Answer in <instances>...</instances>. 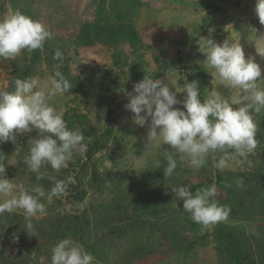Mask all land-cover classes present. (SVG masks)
Returning <instances> with one entry per match:
<instances>
[{"label": "rangeland", "instance_id": "obj_1", "mask_svg": "<svg viewBox=\"0 0 264 264\" xmlns=\"http://www.w3.org/2000/svg\"><path fill=\"white\" fill-rule=\"evenodd\" d=\"M92 2L93 0H0V18L19 10L26 16L40 21L52 34L47 42L56 49L61 45L57 42L60 41L58 37H61V34L67 33L69 28L80 22L93 20ZM104 7L101 12L104 21L117 22L118 18L110 7V0L104 1ZM254 9L255 0H139L133 14L130 17L126 16L127 22L134 26L140 39L135 50L124 46L110 48L98 45L87 49L68 47L69 49L64 51L59 47L64 53L62 61L54 60V53L50 51L42 52L41 60L30 78H39L42 83L47 84L48 77L53 75L55 70L61 71L65 66L69 78H79L84 82L89 89L87 98L65 93L55 97L51 103L58 112L63 111V118L72 113L84 116L93 130V134L88 136L87 125L83 127V131L79 128L88 145L87 151L93 143H96L98 148L90 159L86 154L83 158L77 156L74 163H69L68 167L61 169L59 173L42 168L41 172L48 184L41 185L33 180L36 174L30 172L24 164V158L28 155L30 147L28 140L30 137L34 138L37 133L34 131L31 134L16 135L15 142L11 141V151H8L6 156L3 155L5 153L3 143L0 144V162L6 167L7 178L16 185H23L27 189L42 187L48 192L54 186L50 177L65 180L68 176H72L75 180L74 184L69 185L67 195L53 198L51 201L42 198L41 202L45 203L47 214L33 220L43 222L88 211L90 231H103L100 222L102 212L114 199L117 187H121V183L122 185L127 183L130 178L138 176L149 167H154L156 160L161 163L166 161L164 152L171 151L170 146L158 143L146 149L148 125L141 127L135 124L131 119L132 114L124 109V105L128 102L127 93L132 91L134 83L142 79V73L150 74L154 79H161L170 87H183L185 78L187 79L186 75L202 70L203 78L194 79L199 82L201 97L208 98L209 93L215 89L224 98L229 99L238 89L226 86L218 78H213L214 70L204 67L203 62L206 57L198 50V41L201 38H210L217 44H222L226 40L239 43L245 59L253 57L254 62L260 66L264 78V57L256 52L253 44L255 34L252 30L255 29L258 38L264 36V25L260 24ZM148 26L155 27L157 33L145 31ZM191 41L195 42L180 54L182 64L178 67L176 48L179 45L186 46ZM30 55L31 53L24 50L13 59L0 58V90L9 86L8 81L12 73L23 67L24 57ZM148 69H151V73ZM156 74L159 75L155 76ZM259 87L264 89V81L260 82ZM184 95L179 93L178 98L183 99ZM106 104L115 110L109 123ZM259 114L264 118V109ZM68 127L73 129L78 128V125L72 127L68 125ZM260 142L262 141H258L259 145L241 165L219 171L218 175L211 156L198 172L183 167L191 173L192 180H203L206 177L213 180L217 177L229 180L227 188L220 189L216 185L217 195L214 198L220 205H226L231 209L227 220L207 228L198 224L195 235L211 233L221 225H226L264 244V207H261L262 204L257 201L253 203L244 201L246 207L240 208L237 200L243 196L245 200L246 192L254 191L253 185L248 181L244 182V184L248 183L245 187H249V190H245V187L240 189L235 184L241 174L252 178L254 175L252 173H256V168L264 158L262 154L264 143ZM219 155L217 153L216 157L218 158ZM177 159L179 161L178 157ZM75 191L84 194L81 201L74 199ZM258 191H264V188ZM229 192L230 195L225 199L224 195ZM6 198L0 196V202ZM177 200L180 201L175 199L168 208L171 211L163 213L159 220L165 221L169 230L172 228L176 230L185 244L192 243V233L187 225L190 214L179 213ZM94 208L98 210L96 217L91 214ZM129 213L134 217V212ZM140 214L141 217L147 216L142 212ZM9 215L23 217L21 210ZM150 219L153 218L150 216ZM8 225L9 223L0 224V256L6 261H18L22 254L11 248V237L16 234L23 236L30 234L26 233L24 226L19 223H15L11 229ZM145 230L148 232L147 228ZM6 234L8 237L4 238ZM141 235L145 237L144 232H141ZM146 242L150 240L146 239ZM52 248L53 246L50 245L35 251L29 264H51ZM122 251L123 248L119 246L113 249L108 261L112 262L115 255L120 256ZM0 264L8 263L1 260ZM94 264L103 263L94 260ZM133 264H226V259H221L213 240H210L204 247L195 245L188 254L173 253L162 259L155 258L153 261L150 258L143 260L140 258Z\"/></svg>", "mask_w": 264, "mask_h": 264}, {"label": "clouds", "instance_id": "obj_2", "mask_svg": "<svg viewBox=\"0 0 264 264\" xmlns=\"http://www.w3.org/2000/svg\"><path fill=\"white\" fill-rule=\"evenodd\" d=\"M255 13L264 25V0H255ZM255 49L264 57V36L257 37ZM52 34L38 20L26 16L19 10L0 18V58L13 59L22 51L31 53L44 51L45 42ZM198 50L206 59L203 65L212 71L226 86L238 89L229 99L213 89L208 98L201 101L199 82H188L183 87L169 86L161 79L144 75L132 85L127 93L128 102L124 109L132 114V121L143 127L148 125L146 149L156 144L170 146L165 150L166 166L164 179L175 174L179 164L198 172L211 156L214 167L224 171L239 166L257 147L256 124L252 113L264 109V89L259 87L262 78L260 66L253 57L245 59L239 43L228 40L222 44L210 38L198 41ZM53 59L62 61L64 53L56 48ZM151 73V69H148ZM13 91L0 90V144L15 142L16 135H37L28 140L30 145L24 164L36 174L39 181L44 178L42 168L50 166L55 173L74 163L77 156L83 158L88 145L79 128L69 129L63 118V111H57L52 101L72 89L71 82L59 70L48 77L47 84L39 78L14 79ZM172 89H175L174 91ZM184 93L183 99L178 98ZM220 155L218 158L216 154ZM154 166L159 169L161 162ZM53 187L48 192L42 187L27 189L16 185L6 176V167L0 162V196L7 197L0 202V214L21 210L25 220L24 231L35 234L33 218L47 214L42 198L51 201L67 195L69 185L74 184L72 176L65 180L50 177ZM237 188H244L242 177L235 181ZM174 197L183 201V209L190 214L194 223L207 228L227 220L231 209L220 205L214 198L217 186L212 184L197 190L194 194L188 186L174 187ZM15 240L16 237L14 236ZM94 256L68 237L57 242L51 249V264H94Z\"/></svg>", "mask_w": 264, "mask_h": 264}, {"label": "trees", "instance_id": "obj_3", "mask_svg": "<svg viewBox=\"0 0 264 264\" xmlns=\"http://www.w3.org/2000/svg\"><path fill=\"white\" fill-rule=\"evenodd\" d=\"M104 1L93 0L91 10L94 11V18L92 21H85L76 24L73 28H69L67 33L61 34V37L57 41L61 50L74 49H87L93 46H106L110 48H116L120 46L127 47L130 50H135L140 43V39L135 31L134 26L127 22L126 16L130 17L135 8L138 6L139 0H110V7L114 10L117 22L106 23L101 15L104 7ZM127 17V18H128ZM147 32L157 33L155 27L148 26L144 29ZM195 41H191L186 46L179 45L176 48V60L177 65L180 67L182 60L179 57L184 49L193 44ZM54 47V48H53ZM51 46L50 42H45L44 51L55 52V46ZM42 52L35 50L31 52L29 57H24L23 67L17 69L12 73L11 78L8 81V87L4 90L13 91L14 79H29L33 74L36 65L41 60ZM63 75L71 82L72 89L69 94H75L76 96H85L87 98V91L89 90L84 82L79 78H69L67 74V68L64 66L61 69ZM146 73L141 74L143 79ZM156 74L155 76H158ZM188 82H192L194 79H202V70H198L194 74H188ZM154 79V77H152ZM201 101L204 99L200 95ZM107 108L108 123L111 117L114 116V109H111L109 105H105ZM254 123L256 124V136L257 141L264 143V118L259 113H252ZM64 120L67 125L72 127L78 125L83 131V127L87 125L86 135L93 134L92 127L87 123L86 118L82 115L72 113V115L64 116ZM259 145V144H257ZM264 146V144H263ZM97 144L93 143L86 152V157L90 159L97 152ZM4 156L8 151H11V141L3 143ZM262 154L264 156V148H262ZM264 161V158H262ZM261 162L260 166L256 168V173H252V178L245 177L241 174L244 182H249L253 185L254 191L246 192V199L244 196L236 197L239 200L240 208L246 207L244 201L252 203L255 201L261 203V207H264V191H258L264 188V162ZM166 166V161L161 163V167L157 169L149 167L141 172L138 176L132 177L127 183H121V187H117L114 199L110 205L104 209L100 219L101 226L104 230L100 232L90 231V220L87 219L88 211L82 214L67 215L63 217L46 220L43 222H37L33 220L35 228V234L30 236H23L21 234L12 235L10 245L13 251L21 252V259L18 261H6L0 256V261L8 264H29L33 259L35 251H39L42 247L54 246L62 239L72 237L74 241L81 243V246L87 252L91 253L97 262L103 264H133L144 258H150L153 261L155 258H164L170 254H188L189 251L196 246H206L210 240H213L215 249L218 255L226 259V264H264V244L254 237L242 233L230 226L221 225L218 229L211 233H206L200 236L195 235L198 231V224L194 223L191 218L188 220V227L192 233V243L185 244L178 236V232L173 228L169 230L165 221L161 222V216L163 213H169V206L177 199L174 197V193L171 192L172 188L179 186H188L193 194L204 187L212 184L217 185L220 189L227 188L229 186V180L222 177H217L216 180L212 178H205L203 180H192L191 173L180 166L178 161V168L175 174L170 179H164L163 169ZM44 169L53 171L50 166H46ZM54 172V171H53ZM216 174H219V170L216 169ZM34 181L39 182L41 185H47L48 182L43 179L37 180L36 175L33 177ZM246 180V181H245ZM248 184V183H245ZM119 188V189H118ZM245 190H249V187H245ZM257 190V191H256ZM226 191V190H225ZM231 192L224 195L226 199ZM82 193L75 191L74 199L81 201L83 199ZM128 202V204H127ZM178 205V211L182 214H188L183 209V201L176 202ZM95 208L91 211L92 216L97 214ZM134 212V217L130 216L129 212ZM147 214L146 217H141L140 213ZM3 215H5L3 217ZM150 216L153 219H150ZM96 217V216H95ZM9 223L8 227L11 229L15 226V223H19L22 226L25 225L24 217L17 215H9V213L0 214V224ZM148 232H145V229ZM141 232L145 234V237L141 235ZM93 233V234H92ZM16 237L14 240L13 237ZM93 236V238H91ZM7 234L4 238H7ZM1 238V235H0ZM149 239L150 242H146ZM126 244V246H125ZM123 248L120 256L115 255L112 262L108 261V256L113 249ZM23 256V257H22Z\"/></svg>", "mask_w": 264, "mask_h": 264}]
</instances>
